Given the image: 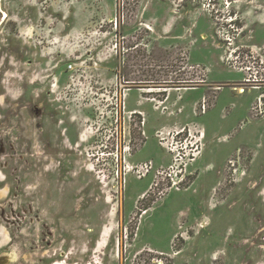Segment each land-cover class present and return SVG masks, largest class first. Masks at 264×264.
Returning a JSON list of instances; mask_svg holds the SVG:
<instances>
[{"label":"rangeland","instance_id":"1","mask_svg":"<svg viewBox=\"0 0 264 264\" xmlns=\"http://www.w3.org/2000/svg\"><path fill=\"white\" fill-rule=\"evenodd\" d=\"M238 54L264 0H0V264H264Z\"/></svg>","mask_w":264,"mask_h":264},{"label":"built area","instance_id":"2","mask_svg":"<svg viewBox=\"0 0 264 264\" xmlns=\"http://www.w3.org/2000/svg\"><path fill=\"white\" fill-rule=\"evenodd\" d=\"M231 56H232L231 58L234 57L233 53L231 54ZM235 58H237V60L239 62L241 61L242 64H244V61H246V60L248 61V63H251V62L254 63L252 66H250V65L249 66H243L241 68L235 67V69L236 70H240V71H246V73L248 74V77L244 78L245 86H248V87H251V89L260 91V93L258 94V96H257V98H256V100L254 102L252 110L257 112L258 114L264 116V78H259L260 77L259 74H260V69H261L260 67L261 66H256V65H260V64L263 65L264 61L260 60V62H258V60H257V58L255 56L247 55V54H246V57H242V54H238V55H236ZM69 69L72 70L73 69V65H70ZM120 109H121V112H122V104H121V106H119V116H120ZM187 148H188V146H185V147L181 148V153H180L181 157H178L179 159H184V157L189 154L187 152L188 151ZM189 150L191 151L190 154L192 155V151L194 150L193 146ZM151 168H152V166H151ZM149 171L150 170L147 169L146 172H149Z\"/></svg>","mask_w":264,"mask_h":264},{"label":"crops","instance_id":"3","mask_svg":"<svg viewBox=\"0 0 264 264\" xmlns=\"http://www.w3.org/2000/svg\"><path fill=\"white\" fill-rule=\"evenodd\" d=\"M242 83V82H241ZM183 89H190V88H183ZM249 92H251V91H257V90H254V89H247ZM241 92V91H240ZM259 92V91H258ZM259 94V93H258ZM258 96V95H257ZM257 96H256V98H257ZM216 100V99H215ZM218 100V99H217ZM256 100V99H255ZM255 100H253L251 103H249V105H248V109H250V106H251V104L255 101ZM219 101V100H218Z\"/></svg>","mask_w":264,"mask_h":264},{"label":"bare ground","instance_id":"4","mask_svg":"<svg viewBox=\"0 0 264 264\" xmlns=\"http://www.w3.org/2000/svg\"><path fill=\"white\" fill-rule=\"evenodd\" d=\"M237 89L242 90L240 93H242V92L244 91V89H241V88H237ZM201 141H203V139H202ZM198 150H199V149H198ZM198 150H197V151H198ZM199 153H200V150H199V152L196 154V156H198Z\"/></svg>","mask_w":264,"mask_h":264},{"label":"flooded vegetation","instance_id":"5","mask_svg":"<svg viewBox=\"0 0 264 264\" xmlns=\"http://www.w3.org/2000/svg\"><path fill=\"white\" fill-rule=\"evenodd\" d=\"M189 90V89H188Z\"/></svg>","mask_w":264,"mask_h":264}]
</instances>
